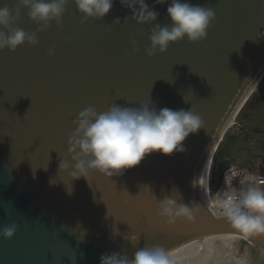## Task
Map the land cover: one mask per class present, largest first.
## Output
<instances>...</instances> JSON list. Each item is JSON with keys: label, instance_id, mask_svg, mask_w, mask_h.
Returning a JSON list of instances; mask_svg holds the SVG:
<instances>
[{"label": "water", "instance_id": "1", "mask_svg": "<svg viewBox=\"0 0 264 264\" xmlns=\"http://www.w3.org/2000/svg\"><path fill=\"white\" fill-rule=\"evenodd\" d=\"M146 2L159 13L157 23L171 24L168 4ZM188 2L215 11L206 40L185 39L154 58L144 52L154 25H138L119 0L103 19L84 24L70 3L62 25L53 22L39 34L37 47L0 51V230L19 225L12 240L0 236V264H100L105 253L131 258L150 245L171 252L222 235L247 240L252 264H264V236L246 237L215 218L192 183L264 74V0ZM5 4L14 8L16 0H0ZM117 18L120 26L113 24ZM13 26L27 33L37 27L26 9ZM148 97L158 109L193 110L205 120L185 141V153H152L112 178L94 173L91 186L60 174V160L71 163L68 138L82 109L138 107ZM65 184H72L71 195ZM165 196L189 205L193 218L168 225L157 214ZM132 234L139 236L135 246L125 239Z\"/></svg>", "mask_w": 264, "mask_h": 264}, {"label": "clouds", "instance_id": "2", "mask_svg": "<svg viewBox=\"0 0 264 264\" xmlns=\"http://www.w3.org/2000/svg\"><path fill=\"white\" fill-rule=\"evenodd\" d=\"M119 2L133 12L131 18L138 25H154L149 29L150 46L144 49L149 58L166 54L170 45L185 39L192 44L203 42L216 20L212 7L195 5L188 0H171L170 3L169 0H156L157 4H168L167 15L171 24L161 25L157 23L159 13L150 8L146 0ZM70 3L75 4L82 17L81 23L84 24L89 19H103L111 11L116 0H16L14 8L5 4L0 7V51L8 49L15 52L25 43L37 47L40 43L39 34L46 32L53 22L57 26L62 25ZM23 9L27 10L29 19L37 26L34 32L27 33L13 26L20 20ZM113 24L120 26L121 20L117 18ZM261 36H264V33H259V37ZM132 43L133 52H138L137 42L133 40ZM48 54L53 56L54 49H50ZM189 92L193 95L191 90ZM184 99L188 102L185 94ZM73 125L74 130L68 138L67 151L71 163L61 159L59 172L67 173L71 181L84 178L89 183V178L94 173L105 178L122 175L123 170L136 167L145 156L152 153H161L164 156L185 153V141L205 128V120L193 110H174L168 107L158 109L148 97L146 101L139 103L138 107L113 103L100 111L94 105H89L78 113ZM50 153L48 162L51 159ZM47 166L43 168L47 170ZM35 170L33 168L34 176ZM201 182L199 177L194 178L193 187H197ZM50 183L54 184L55 181ZM240 183L246 184L247 187L225 192L218 199L216 206L222 210L223 216L231 226L246 237L264 236V182L248 175ZM89 185L91 186L90 183ZM66 186L71 195L72 184ZM173 191L178 193L175 189ZM124 192L129 195L127 191ZM157 214L168 225H175L180 218H193V210L189 205L177 203V199L172 196H165L159 201ZM18 227L15 223L5 226L0 230V236L10 241L15 237ZM79 227L77 225V228ZM125 239L135 246L139 236L132 234ZM100 264L177 262L164 247L150 245L138 248L131 258L126 253H105L100 257Z\"/></svg>", "mask_w": 264, "mask_h": 264}, {"label": "rangeland", "instance_id": "3", "mask_svg": "<svg viewBox=\"0 0 264 264\" xmlns=\"http://www.w3.org/2000/svg\"><path fill=\"white\" fill-rule=\"evenodd\" d=\"M236 122L240 124L241 128L237 130V126H235L227 133L217 159L216 178L222 175L228 161H235L242 167L251 168L252 162L258 158H264V81L259 85L256 94L252 96L246 109L243 110ZM224 243L211 247L218 249L220 246L224 247L222 252L228 251L227 246H223ZM228 243L233 244V257L226 258L224 253L219 254L218 257L223 260L226 259V264H244L241 263L243 261L246 264H251V261L245 258L249 255V248L246 245L233 240ZM208 248L204 252L208 250V256H213V251Z\"/></svg>", "mask_w": 264, "mask_h": 264}, {"label": "bare ground", "instance_id": "4", "mask_svg": "<svg viewBox=\"0 0 264 264\" xmlns=\"http://www.w3.org/2000/svg\"><path fill=\"white\" fill-rule=\"evenodd\" d=\"M210 164V162H209ZM208 169H209V165H208ZM208 169H207V173H206V180H207V175H208ZM206 180H205V184H206ZM242 238L237 237V236H232V235H225V236H220V237H210V238H206L203 241L199 242V243H192L190 245H187L183 248L171 251V256L172 258H174L177 262V264H226L225 260L226 259H221L220 257H218L219 254L224 253L225 256H227L226 258H231L233 257V244L232 243H228L230 242V240H235V241H239ZM224 241V245L223 246H227V250L228 251H223L224 247H218V249H213L211 246L214 245H218L215 244V241ZM210 244V246H209ZM235 245V244H234ZM209 247V248H208ZM211 249L210 251H213V256H208V250L206 252L205 249ZM209 251V253H211ZM212 257V258H210ZM210 258V259H209Z\"/></svg>", "mask_w": 264, "mask_h": 264}, {"label": "built area", "instance_id": "5", "mask_svg": "<svg viewBox=\"0 0 264 264\" xmlns=\"http://www.w3.org/2000/svg\"><path fill=\"white\" fill-rule=\"evenodd\" d=\"M263 167H264V165H263ZM262 173L264 174V168L262 170ZM258 179L260 182H264V176H262L261 178L259 177ZM262 186H264V185H262Z\"/></svg>", "mask_w": 264, "mask_h": 264}]
</instances>
